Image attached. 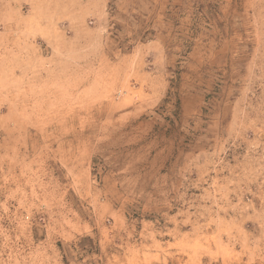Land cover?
I'll list each match as a JSON object with an SVG mask.
<instances>
[{"label": "rangeland", "instance_id": "1", "mask_svg": "<svg viewBox=\"0 0 264 264\" xmlns=\"http://www.w3.org/2000/svg\"><path fill=\"white\" fill-rule=\"evenodd\" d=\"M0 264H264V0H0Z\"/></svg>", "mask_w": 264, "mask_h": 264}]
</instances>
